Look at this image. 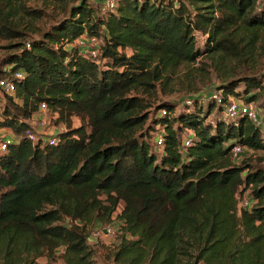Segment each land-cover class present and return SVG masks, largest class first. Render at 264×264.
<instances>
[{
  "label": "trees",
  "instance_id": "trees-1",
  "mask_svg": "<svg viewBox=\"0 0 264 264\" xmlns=\"http://www.w3.org/2000/svg\"><path fill=\"white\" fill-rule=\"evenodd\" d=\"M13 4L0 0V38L17 40L0 76L26 74L0 119L19 137L0 152V264H98L90 231L115 217L114 264H264V166L232 155L235 145L264 150L259 127L245 115L208 121L216 103L205 108L199 96L175 114L171 102L149 109L159 87L198 61L225 96L259 100V76L231 79L229 65L264 50V0H119L116 12L80 0L37 39L12 22ZM83 34L101 40V61L67 47ZM41 103L66 126L54 144L25 135ZM186 129L196 137L183 155ZM248 190L251 204L239 208Z\"/></svg>",
  "mask_w": 264,
  "mask_h": 264
},
{
  "label": "rangeland",
  "instance_id": "rangeland-1",
  "mask_svg": "<svg viewBox=\"0 0 264 264\" xmlns=\"http://www.w3.org/2000/svg\"><path fill=\"white\" fill-rule=\"evenodd\" d=\"M15 2L13 11L11 12L10 17L12 18V22L17 25L18 29L23 31L25 39H37L40 38L42 32L49 29L50 26L55 23L57 20L61 19L68 13L69 8L73 3H76L80 0H69L66 2H56V1H43V0H27L23 1V3L19 4L17 1ZM96 7L100 8L101 12L103 11V0H90ZM23 6L25 8H23ZM37 8L41 9L44 12V16L42 18L34 17L31 14L25 12L26 9ZM205 36L199 34L198 35V44L201 45L204 43ZM14 39H5L0 38V73L4 68H6L4 64V59L10 53L14 52V48L10 46L12 43L16 42ZM68 48H72L71 44L67 45ZM258 50L256 56L254 58L248 57L247 60L243 62H232L229 65V71L231 79H238L242 76L246 75H257L259 79L262 81L263 89L260 92L262 95L260 99L254 102V104L260 108L261 111H264V50L259 52ZM206 63H209V60L204 59ZM207 70L200 69V62H196L193 65L184 67L180 69L176 75L168 82L165 89H162V86L159 87L158 91L155 92L151 101L154 102L153 108L151 111L154 112V107L158 104H162L164 102H171L175 107V113H178L182 108V104L184 99L188 96H199L202 101L203 107L207 108L209 105V92L216 88L220 83H222V79L217 77L214 69L207 65ZM203 71V73H202ZM205 71V72H204ZM209 73V74H208ZM243 85H241L237 90L242 91ZM202 95V96H201ZM7 94L0 91V115L4 112L6 108V103L8 102ZM193 96V97H194ZM240 99L238 97H235ZM244 100V99H242ZM246 101V100H245ZM181 103V104H180ZM219 106L215 104V109L208 117V121H215L217 119H227L229 117L226 114V109L218 110ZM46 117L50 121V127L54 128L56 132L63 131L65 129V124L59 121L58 115L53 113L51 110L46 112ZM158 116V112L156 114ZM2 117V116H1ZM30 122L33 125V128H37L38 120L31 119ZM149 122V121H148ZM147 122V123H148ZM81 123L78 117L73 118V126H78ZM147 125V124H146ZM144 126V129L147 126ZM32 128V129H33ZM161 124H157L155 130L151 133V143L152 150L157 154L161 155L164 151V148L158 147L155 144V135L161 131ZM11 132V131H10ZM12 134H15L13 131ZM38 135H41L38 133ZM17 136V135H16ZM234 162L238 165L244 164L245 162L250 163L252 165H261L264 166V150L256 151L254 149L249 150L246 149L244 153H242L239 157L234 159ZM246 199H251L250 190H248L243 196L239 198V208H242L243 203ZM115 226L116 233L114 235H106L99 238H89L90 245L95 251V259L98 264H114L112 261V251L116 248L120 241V233L122 231L121 221L115 217L112 221ZM104 224L98 225L102 226ZM96 227V226H95ZM90 231V228H89ZM39 263L43 264H53L49 263L46 258L42 257L39 260Z\"/></svg>",
  "mask_w": 264,
  "mask_h": 264
},
{
  "label": "built area",
  "instance_id": "built-area-1",
  "mask_svg": "<svg viewBox=\"0 0 264 264\" xmlns=\"http://www.w3.org/2000/svg\"><path fill=\"white\" fill-rule=\"evenodd\" d=\"M103 11H117L119 5V0H103ZM30 47V44H27ZM72 47L78 49L81 55L88 57L90 59L101 61L102 56V42L96 36H89L83 34L76 38L72 43ZM25 71L22 69H17L10 75L0 76V91L9 95L15 96L16 93V80L23 79L25 77ZM188 96L184 99L183 104L188 106L193 105V99L197 96ZM202 96V95H201ZM209 99L213 100L218 106H223L226 109V114L229 119H237L239 115L247 116L257 127H259L263 137H264V111H261L254 102H247L242 99H237L232 95L225 96L224 90L221 88H214L209 92ZM226 97V100H225ZM201 99V98H200ZM1 107V105H0ZM48 107L46 103H41L39 110L32 116L31 119L38 120L37 128H30L26 131L25 135L32 141L37 142L41 140L42 142H49L51 144L56 143L58 132L54 128L50 127V121L46 117V112ZM161 115L168 114L166 108H161L159 110ZM1 119V115H0ZM1 127V126H0ZM40 133L41 135H38ZM196 137V133L191 129H186L181 137L180 151L183 155H186L188 147L193 143ZM19 137L17 136V141ZM13 140L7 139L4 135L0 134V152H4L8 149V145ZM155 144L158 147L164 148L165 137L164 128L155 135ZM246 149L252 150L251 148L235 145L232 149L233 158L236 159ZM251 204V199H246L242 207H249ZM116 233L115 226L112 222L106 223L104 225L96 226L90 231L89 238H99L106 235H114ZM64 249L59 248L58 255L61 254ZM53 264H65L62 258H57Z\"/></svg>",
  "mask_w": 264,
  "mask_h": 264
},
{
  "label": "crops",
  "instance_id": "crops-1",
  "mask_svg": "<svg viewBox=\"0 0 264 264\" xmlns=\"http://www.w3.org/2000/svg\"><path fill=\"white\" fill-rule=\"evenodd\" d=\"M10 131L12 132V130L10 128L0 127V134L1 135H4L9 140L17 141L16 134H12Z\"/></svg>",
  "mask_w": 264,
  "mask_h": 264
}]
</instances>
